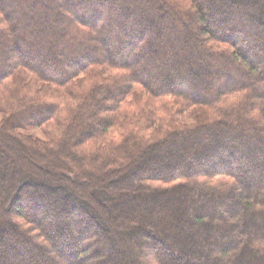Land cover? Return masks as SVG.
Wrapping results in <instances>:
<instances>
[{"label": "trees", "instance_id": "obj_1", "mask_svg": "<svg viewBox=\"0 0 264 264\" xmlns=\"http://www.w3.org/2000/svg\"><path fill=\"white\" fill-rule=\"evenodd\" d=\"M257 52L264 0H0V264H194L177 222L202 262L264 264Z\"/></svg>", "mask_w": 264, "mask_h": 264}, {"label": "rangeland", "instance_id": "obj_2", "mask_svg": "<svg viewBox=\"0 0 264 264\" xmlns=\"http://www.w3.org/2000/svg\"><path fill=\"white\" fill-rule=\"evenodd\" d=\"M69 32H71V31L69 30ZM156 49H158V48H156ZM256 54H258V57L259 58L261 57L262 61H263L264 55H262L259 52H257ZM7 60L9 63H13L16 61V56H15V53H14V50L12 49V47L8 48ZM206 68H207V65H202V66H200L199 69L201 71H203ZM208 68L210 70L215 69V68L212 69L211 67H208ZM142 76L144 77L143 74H141V77ZM1 117L2 116L0 114V120H1ZM181 121L190 123L193 121V119H192V117L186 115V116L182 117ZM18 133H21V134L24 133V134H28V135L30 134V135H33L34 137H37L40 139L43 138L39 130L21 131ZM181 153H182V151H179L178 154H181ZM187 157H190V152L187 153ZM255 161H256V163H258V162H262L263 160L261 158L260 159L256 158ZM187 162L190 163L191 168L193 170H200V169L204 170V169H206L205 167L203 168V167L193 166V165H195L193 163L194 160H192L190 158H188ZM189 192H188L189 197L191 199H193L194 192L193 191H189ZM159 200L160 199H158L157 203H153V202L150 203L149 202L152 205V208L155 209L154 212L166 211V213H168V212L172 213L173 216H181L182 208L188 210V208L190 207V203L188 202L187 197L185 196L184 199H182L181 195L176 194V193H174L172 196L166 198L167 201L165 203L163 201H159ZM149 203L146 202V205H148ZM136 204H139V203L135 201L134 205L136 206ZM140 205H141V202H140ZM201 215H203V217L205 216L204 213H201ZM199 216L200 215H198V217ZM211 224H215V221H213V218L209 219V222L205 223V226L209 227V225H211ZM158 228H160L159 225L154 226V229L157 230ZM219 229H223L224 231H226V228L224 227V225L219 226ZM173 232H175L178 235V237H181V239L172 238V237H174V235L170 236L168 234L169 232H167L164 228L162 231H160V233H159L160 235L158 236V238H161L162 241H160V242L162 245H164V247L166 246L170 249L171 248L170 244H172V246L175 247L179 251V254H177L176 256L180 260V262L182 261L185 263H189V262L192 263L193 262L194 264H211L210 260H208V259L205 260L204 262H202L201 259L204 257H203V255L198 253L200 250H203V251H201V253H203L208 248V247L206 248V246H204V244H202V242L200 241L201 235L205 234L204 232H201L200 227H196L195 223H193L192 227L185 230L184 225H182V222H177L176 228L173 230ZM170 233H172L171 230H170ZM163 235L165 238L162 237ZM207 236L211 237V233L208 234ZM180 240H182V241H180ZM207 240H208V238H207ZM201 246H202V248H201ZM199 248H200V250H199ZM144 251L146 253L144 256V259L149 260V256L152 255V253H151L150 248L147 245L145 246ZM184 251L186 252V255L184 254ZM18 263L20 264V263H22V261L18 260ZM43 263H46V261H44Z\"/></svg>", "mask_w": 264, "mask_h": 264}]
</instances>
